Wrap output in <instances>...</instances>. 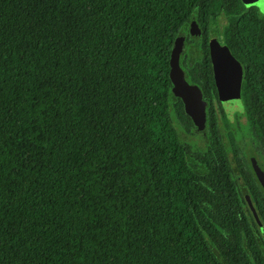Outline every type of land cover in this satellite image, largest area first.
Here are the masks:
<instances>
[{
	"label": "trees",
	"instance_id": "16d2710c",
	"mask_svg": "<svg viewBox=\"0 0 264 264\" xmlns=\"http://www.w3.org/2000/svg\"><path fill=\"white\" fill-rule=\"evenodd\" d=\"M174 3L0 0V264H194L169 199L155 88L203 263L264 264V190L233 136L229 158L207 45L214 17H228L219 38L244 65L243 114L264 170V19L240 0H194L172 31ZM154 19L169 46L186 35V79L210 104L203 133L171 93L168 66L164 80L158 60L139 54Z\"/></svg>",
	"mask_w": 264,
	"mask_h": 264
},
{
	"label": "rangeland",
	"instance_id": "374dc122",
	"mask_svg": "<svg viewBox=\"0 0 264 264\" xmlns=\"http://www.w3.org/2000/svg\"><path fill=\"white\" fill-rule=\"evenodd\" d=\"M193 2L194 0H175L174 8L176 9L177 15L175 20L169 27L170 30L174 31L184 24ZM253 7L257 9L260 17L264 19V0H259L257 6ZM213 21V30H215L214 32L217 36V39H219V37H222L223 30L228 24V17L220 13L214 17ZM158 25L159 22L156 19L149 22L147 28L143 33V38L141 39L139 54L154 56L158 60L160 76L165 80L168 66V51L170 49L168 43L159 40L153 35V30L158 27ZM218 43H222V40H218ZM185 47L186 49H188V46ZM159 85L162 86V81H160ZM149 108L151 114L153 115V119L155 121L154 123L159 128L161 148L166 152L167 157L170 160H173L174 164L166 185L170 202L175 205L178 212L177 224L180 236L189 249L191 261L194 264H204L203 258L198 248L193 244V236L191 230L187 225V217L185 214L183 202L177 191V179L181 167V162L179 154L174 145L173 136L162 119V92H160L158 88H155L151 91ZM243 113L244 107L241 100L239 102L230 101L228 105H226V108H224V114L226 115L225 118L221 119V117H219V120L221 119L219 122V126L221 134L223 136V142L230 156V160L232 158V138L235 137V145L238 147L239 152L242 156H244L247 162L249 163L250 160L254 158L257 160L258 165L261 167L262 161L255 151V145L250 137V131H248L246 127L248 125V121ZM182 136L185 141H190L189 143L191 144H195L197 141L199 142V144H202L201 138L197 136L190 137L183 134Z\"/></svg>",
	"mask_w": 264,
	"mask_h": 264
},
{
	"label": "water",
	"instance_id": "95a60500",
	"mask_svg": "<svg viewBox=\"0 0 264 264\" xmlns=\"http://www.w3.org/2000/svg\"><path fill=\"white\" fill-rule=\"evenodd\" d=\"M240 1L244 7L257 6L259 2V0ZM189 34L192 38H198L200 36L201 30L195 22L191 23ZM183 46L184 38H175L169 58V79L172 85L171 93L182 100L184 111L192 120L196 128L195 132L199 134L203 133L206 124L205 102L202 100L200 89L194 85H190L185 80L184 72L179 64ZM210 56L218 98L224 108H226V105H228L230 101H240L242 67L231 55L228 47L222 46L218 41H213L210 44ZM250 162L255 178L264 190V171L258 166L254 158L251 159ZM253 214L258 225L261 226L254 211Z\"/></svg>",
	"mask_w": 264,
	"mask_h": 264
},
{
	"label": "flooded vegetation",
	"instance_id": "af4514ba",
	"mask_svg": "<svg viewBox=\"0 0 264 264\" xmlns=\"http://www.w3.org/2000/svg\"><path fill=\"white\" fill-rule=\"evenodd\" d=\"M190 10V9H189ZM188 16H189V12H188ZM188 16H187V19H188ZM192 22H195V21H193V20H190L189 22H188V27H187V33H188V35L190 36V34H189V29H190V25H191V23ZM212 29H213V26H212ZM211 29V30H212ZM201 30V29H200ZM176 31V30H175ZM211 34L213 35V33L211 32ZM201 35V34H200ZM177 37H183L184 38V46H183V51H182V53L180 54V59H179V64H180V67H181V69L183 70V72L185 71V63L183 62L184 61V58H185V50H186V35L185 34H179V35H177L176 36V38ZM191 37V36H190ZM200 37V36H199ZM198 37V38H199ZM192 38V37H191ZM175 40V39H174ZM197 40V39H196ZM218 40H220V38L219 39H217V37L216 36H211L210 37V39L208 40V42H207V45H208V57H209V62H210V66H211V70H212V77H213V82H214V86H215V90H216V99H215V97L213 98V100H212V102H213V106H214V109H215V111L217 112V115H218V122H220V120L222 119V118H225V114H224V108H223V105H222V103L219 101V98H218V93H217V89H216V85H215V80H214V70H213V65H212V60H211V56H210V44L213 42V41H218ZM222 46H225L223 43H220ZM172 47H173V44L172 45H170L169 46V51H168V78H169V58H170V53H171V51H172ZM231 53V52H230ZM232 55V54H231ZM233 56V55H232ZM234 57V56H233ZM234 59L241 65V67H242V81H241V85H240V100H241V89H242V82H243V74H244V65L242 64V63H240L235 57H234ZM184 77H185V80L187 81V79H186V76H185V72H184ZM170 80V79H169ZM188 82V81H187ZM189 83V82H188ZM190 85H194V86H196V87H198L197 85H195V84H191V83H189ZM171 88H172V86H171ZM199 88V87H198ZM200 89V88H199ZM200 91H201V89H200ZM201 93H202V91H201ZM174 96V95H173ZM175 97V96H174ZM175 98H177V97H175ZM177 99H179L180 101H181V103H182V105H183V102H182V100L180 99V98H177ZM202 100L205 102V114H206V116H207V108H209L210 107V104H209V102L206 100V98H204L203 97V94H202ZM217 101L220 103V106H221V108H222V111L220 112L219 111V107L217 106ZM242 102V101H241ZM183 109H184V105H183ZM185 112V111H184ZM237 114V113H236ZM188 116V115H187ZM189 117V116H188ZM219 117H221V119L219 120ZM190 118V117H189ZM192 121V120H191Z\"/></svg>",
	"mask_w": 264,
	"mask_h": 264
}]
</instances>
